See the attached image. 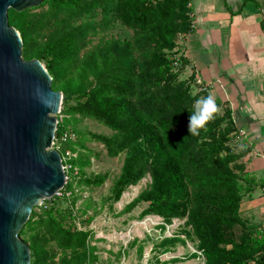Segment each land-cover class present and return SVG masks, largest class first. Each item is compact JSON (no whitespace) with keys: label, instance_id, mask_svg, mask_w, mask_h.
Segmentation results:
<instances>
[{"label":"trees","instance_id":"obj_1","mask_svg":"<svg viewBox=\"0 0 264 264\" xmlns=\"http://www.w3.org/2000/svg\"><path fill=\"white\" fill-rule=\"evenodd\" d=\"M81 1L46 0L23 11L10 9L9 16L17 13L22 17L29 10L46 4L59 10L81 7ZM92 2L88 5L90 8L99 7L98 0ZM190 2H119L117 12L123 23L137 30H149L153 50L145 63L150 65L148 70L153 75L144 74V68L140 69L135 59L130 60L135 49V41L130 40L111 42L107 46L110 53L90 54L85 60L86 67L79 70L80 74L72 75L67 67L82 46L79 38L84 33L83 26L72 28L65 37H50L36 58L45 64L52 76L53 89L57 83L62 85L64 99L60 113L89 116L118 132L116 137H100L112 153L117 149L127 150L122 172L113 189L115 201L127 187L138 183L149 172L152 178L149 189L130 204V209L145 201L149 206L143 211L144 215L158 214L168 221L187 218L199 241L204 264H264V229L240 213L244 196L251 195L260 182L249 172L243 173L241 178L231 166L235 156L227 144L233 133L239 137L231 110L225 115L214 113L199 130V135L193 136L188 131L189 117L199 96L195 98L185 84L175 83L174 60L166 50L175 48L179 32H190L193 28ZM9 19L26 41L30 33L28 18H22L20 23ZM216 103L222 102L218 98ZM67 130L74 132L76 139L62 142V154L67 149L74 153L81 143L78 131L63 121H58L57 138ZM79 158L72 156L68 160L72 167L66 170L68 180L61 195L44 200L40 205L42 214L33 210L20 232V238L30 246L31 264L45 263L51 254L42 239L22 238L36 215H40L37 221L41 225L54 232L61 247L63 244L64 248L77 249V244L83 247L86 243V231L78 230L74 222L65 226L71 212L59 205L70 199ZM62 264L79 262L65 259Z\"/></svg>","mask_w":264,"mask_h":264},{"label":"rangeland","instance_id":"obj_2","mask_svg":"<svg viewBox=\"0 0 264 264\" xmlns=\"http://www.w3.org/2000/svg\"><path fill=\"white\" fill-rule=\"evenodd\" d=\"M92 1L94 0H82L81 7H67L61 10L46 4L29 10L22 17L17 13L10 14L9 18L15 22H22V18H28L30 22L27 26L30 30L27 40L22 38L23 58L37 59L36 55L41 52L50 37H65L72 28L83 26L84 33L82 35L81 32L82 37L79 38L82 46L73 63L67 67L72 75L77 74L79 70L81 72L90 54L110 53L107 46L115 40L135 41L134 53L130 60L135 59L138 67L144 68V74L150 72L149 74L153 75V72L148 70L150 65L145 63L153 50L150 46L149 30H137L123 23L120 12H117V6L122 0H98L99 7L90 8L88 5L93 3ZM186 33L188 32H179L175 48L166 50L169 58L174 60L173 74H177L175 83L190 87V92L195 98L199 96L200 99L209 94L215 100L219 98L222 102L217 105L219 114L225 115L228 109L232 112L228 101L222 100L211 91L203 93L205 90H202L198 82L197 73L187 66L183 53ZM181 60H184L183 63ZM54 87L55 90L62 91L61 84L57 83ZM74 103L73 101L72 104ZM57 118L78 131V139L81 141L73 153L75 158H80L71 182L70 199L61 201L59 205L71 212L70 217L65 220V226L74 222L78 230L87 232V236L83 247L79 244L77 249L64 248L63 244L61 247L54 238V232L37 221L40 215L34 216L33 221L25 228L22 238L30 241L38 237L44 241L45 248L50 250L51 254L49 260L42 264H62L65 259H77L79 264L205 263L198 247L199 241L188 225L187 218H172L168 221L158 214L144 215L143 211L149 206L145 201L139 202L132 209L129 208L133 201L149 189L152 182L149 172L138 183L127 187L118 201L114 200L113 189L122 172L127 150L119 151L116 147L117 152L112 153L100 137L119 136L117 131L99 120L78 113H58ZM226 124L225 122L224 126ZM234 134L227 144L235 156L231 166L240 177L243 173L252 174L254 171L250 168L255 160L254 154L258 153L257 145L254 143L252 148L251 142L245 144ZM225 154L223 152V155ZM248 196L249 194H246L244 198ZM33 210L42 214L40 205L34 206Z\"/></svg>","mask_w":264,"mask_h":264},{"label":"water","instance_id":"obj_3","mask_svg":"<svg viewBox=\"0 0 264 264\" xmlns=\"http://www.w3.org/2000/svg\"><path fill=\"white\" fill-rule=\"evenodd\" d=\"M46 0H0V264H31L20 232L41 205L63 189L67 173L52 148L64 93L39 59L25 60L9 10Z\"/></svg>","mask_w":264,"mask_h":264},{"label":"crops","instance_id":"obj_4","mask_svg":"<svg viewBox=\"0 0 264 264\" xmlns=\"http://www.w3.org/2000/svg\"><path fill=\"white\" fill-rule=\"evenodd\" d=\"M190 7L186 64L208 92L230 103L238 131L257 145L250 169L260 185L240 213L264 229V0H191Z\"/></svg>","mask_w":264,"mask_h":264},{"label":"clouds","instance_id":"obj_5","mask_svg":"<svg viewBox=\"0 0 264 264\" xmlns=\"http://www.w3.org/2000/svg\"><path fill=\"white\" fill-rule=\"evenodd\" d=\"M218 110L214 97L209 94L206 97L197 99L193 106V111L189 117L188 131L191 135H199V130L213 118V114Z\"/></svg>","mask_w":264,"mask_h":264},{"label":"built area","instance_id":"obj_6","mask_svg":"<svg viewBox=\"0 0 264 264\" xmlns=\"http://www.w3.org/2000/svg\"><path fill=\"white\" fill-rule=\"evenodd\" d=\"M198 82H199L202 90H205V91L209 90V86L204 84L203 81H201V79H198ZM238 138H240V140L245 142V144H248L250 142V138L247 136L246 131L243 129L239 130V137ZM68 139H73V140L76 139V134L70 130H67L61 135L60 138H57V135H55L53 143H52L53 144L52 148L56 149L60 152L61 147H62V142H65ZM61 156H62V161H63V166L65 168V171L69 170L72 167V165L68 162V160L73 156V153L71 152V150L67 149L64 154L61 153ZM66 173H67V171H66ZM67 180H68V175H67ZM61 190L58 191L55 194V196L61 195Z\"/></svg>","mask_w":264,"mask_h":264},{"label":"bare ground","instance_id":"obj_7","mask_svg":"<svg viewBox=\"0 0 264 264\" xmlns=\"http://www.w3.org/2000/svg\"><path fill=\"white\" fill-rule=\"evenodd\" d=\"M179 21V20H178ZM198 59V58H197ZM137 97V96H136ZM149 121V120H148Z\"/></svg>","mask_w":264,"mask_h":264}]
</instances>
